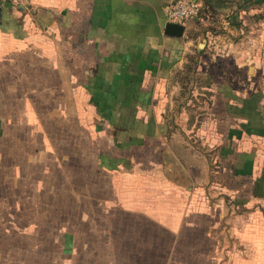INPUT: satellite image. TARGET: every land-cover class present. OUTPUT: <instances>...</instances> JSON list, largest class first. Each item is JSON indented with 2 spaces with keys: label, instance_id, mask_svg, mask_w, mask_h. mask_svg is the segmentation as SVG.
<instances>
[{
  "label": "crops",
  "instance_id": "obj_1",
  "mask_svg": "<svg viewBox=\"0 0 264 264\" xmlns=\"http://www.w3.org/2000/svg\"><path fill=\"white\" fill-rule=\"evenodd\" d=\"M200 2L181 38L171 0L0 2V264H233L218 190L264 264V5ZM75 128L81 172H52Z\"/></svg>",
  "mask_w": 264,
  "mask_h": 264
},
{
  "label": "rangeland",
  "instance_id": "obj_2",
  "mask_svg": "<svg viewBox=\"0 0 264 264\" xmlns=\"http://www.w3.org/2000/svg\"><path fill=\"white\" fill-rule=\"evenodd\" d=\"M192 21V20H189ZM192 39V38H191ZM193 41L190 42V44L187 45V55H191L195 52L194 50V45H193ZM216 51V50H215ZM225 50H221V53H224ZM223 55L221 54V59H222ZM221 59H218V63H228L226 61H221ZM216 62V61H215ZM222 63V64H224ZM214 63L211 62L210 60V54L206 53L204 56V60L202 63V69H206L207 71H212L214 72V70L212 69L214 67L213 65ZM212 67V68H211ZM205 70V71H206ZM191 72L193 71L192 69L190 70ZM173 94H175V90H172ZM236 101V100H234ZM112 116V114H110V117ZM100 128V127H99ZM99 131H101L99 129ZM118 131V130H115ZM120 136H122V133H118ZM74 137H75V152L74 150L70 153V152H65L66 149L65 147H69V146H58V147H62L63 148V157L64 159L62 160L61 156L59 155V169L58 170H54L52 168V172H65V170H67V172H81V166H83L85 164V161L82 159L81 157V149L84 148L85 146H83V142H85V133L83 131H78L77 128L74 129ZM223 151L222 153H226L225 151V147H223V149L221 150ZM225 156V154H224ZM69 158V159H68ZM223 160H226L225 158ZM223 160H219V158L216 160L219 162H222ZM90 162L86 163V166L88 167V164ZM100 164V162H99ZM223 164L224 161H223ZM43 169H44V164L42 163ZM93 167V169L95 168V166H91L90 163V168ZM219 167H223L222 164H219ZM43 172V171H42ZM237 175H241L240 173L237 172ZM228 176H231L228 172H223L222 175H220L218 177V185H224L225 183H229L228 180ZM242 178V176H237V178L235 179V181L233 182V184H240V179ZM107 179H109V177L107 176ZM74 183H76L75 185L77 187L80 186L81 184V180L80 179H76L75 181H73ZM140 182V181H139ZM143 183V182H140ZM144 184L147 185V182L144 181ZM218 189H220L218 187ZM220 190H218L217 192H212L210 194L211 197V201L213 203L214 206V210L215 211V216L216 218H218V226L216 229V233H217V237H218V244H219V251H220V260L221 263H233L236 264L238 262L241 261L242 259V255L245 254V250L249 249V247L247 245H243V242L240 240V234L243 231L247 230V226H245V224H243V220L246 218V222L248 221V210H244L241 205L235 204L233 202L227 201V199L225 197H223L222 195H220ZM225 192V191H224ZM219 193V195H218ZM226 199V200H225ZM240 202V199H238ZM238 202V201H237ZM240 205V207H239ZM213 210V211H214ZM31 211V210H30ZM213 214V215H214ZM256 221V219L254 220ZM75 228V226H73ZM115 227V226H114ZM101 228H104L103 226H101ZM253 230L256 231V224L253 226ZM82 228H78V230L80 231ZM117 231H120V228H116ZM234 234V235H232ZM14 242V241H13ZM14 245H16V242H14V244L11 246V248L14 247ZM231 250H233V255H231ZM244 259H254L252 256H243Z\"/></svg>",
  "mask_w": 264,
  "mask_h": 264
},
{
  "label": "built area",
  "instance_id": "obj_3",
  "mask_svg": "<svg viewBox=\"0 0 264 264\" xmlns=\"http://www.w3.org/2000/svg\"><path fill=\"white\" fill-rule=\"evenodd\" d=\"M23 0H0L12 6H19ZM168 22L185 24L188 20L199 19L202 8L200 0H171Z\"/></svg>",
  "mask_w": 264,
  "mask_h": 264
},
{
  "label": "trees",
  "instance_id": "obj_4",
  "mask_svg": "<svg viewBox=\"0 0 264 264\" xmlns=\"http://www.w3.org/2000/svg\"><path fill=\"white\" fill-rule=\"evenodd\" d=\"M204 1V3L211 7L212 9H222V8H236V13L239 14V12L242 11H249L257 6H263L264 0H201ZM204 17L203 13V6L200 11V18L199 20ZM234 17V16H233ZM198 20V19H194Z\"/></svg>",
  "mask_w": 264,
  "mask_h": 264
},
{
  "label": "water",
  "instance_id": "obj_5",
  "mask_svg": "<svg viewBox=\"0 0 264 264\" xmlns=\"http://www.w3.org/2000/svg\"><path fill=\"white\" fill-rule=\"evenodd\" d=\"M184 31V27L180 24L167 23L165 26V35L169 37L181 38Z\"/></svg>",
  "mask_w": 264,
  "mask_h": 264
}]
</instances>
